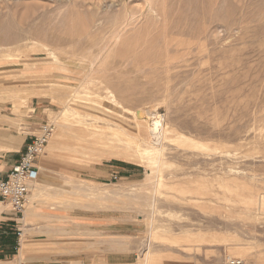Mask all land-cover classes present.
Here are the masks:
<instances>
[{
    "label": "rangeland",
    "instance_id": "1",
    "mask_svg": "<svg viewBox=\"0 0 264 264\" xmlns=\"http://www.w3.org/2000/svg\"><path fill=\"white\" fill-rule=\"evenodd\" d=\"M1 115L19 264H264V0H0Z\"/></svg>",
    "mask_w": 264,
    "mask_h": 264
},
{
    "label": "crops",
    "instance_id": "2",
    "mask_svg": "<svg viewBox=\"0 0 264 264\" xmlns=\"http://www.w3.org/2000/svg\"><path fill=\"white\" fill-rule=\"evenodd\" d=\"M0 117L2 120L0 123V176L4 177L11 166L19 160L25 145L36 134L37 129L32 125L37 124L40 119L37 116H30L31 118L28 120L24 117L16 118L6 115ZM3 206L6 207L7 205ZM6 210L7 208L0 210V264H19L8 253L11 242L7 238L13 233L9 226H13L11 222L15 221V215L10 209L9 211ZM2 235H5V239H1Z\"/></svg>",
    "mask_w": 264,
    "mask_h": 264
},
{
    "label": "built area",
    "instance_id": "3",
    "mask_svg": "<svg viewBox=\"0 0 264 264\" xmlns=\"http://www.w3.org/2000/svg\"><path fill=\"white\" fill-rule=\"evenodd\" d=\"M50 132V126L44 127L26 145L19 160L11 166L6 176H0V204L9 205L15 216L22 214L25 208L27 184L32 181L37 173L36 162L44 152ZM18 234L21 235L20 231H18ZM226 264H243V261L228 257Z\"/></svg>",
    "mask_w": 264,
    "mask_h": 264
},
{
    "label": "bare ground",
    "instance_id": "4",
    "mask_svg": "<svg viewBox=\"0 0 264 264\" xmlns=\"http://www.w3.org/2000/svg\"><path fill=\"white\" fill-rule=\"evenodd\" d=\"M124 38V37H123ZM126 46V45H125ZM125 46H123V47H125ZM123 49V48H122ZM125 49V48H124ZM129 50V49H128ZM126 52V51H125ZM126 53H128V52H126ZM113 56V55H112ZM166 64V63H165ZM140 115H143V114H141V113H139V112H136L135 113V118L137 119V120H139V118H140ZM139 124V123H138ZM153 129L155 130V128H157V126H158V122L157 121H154L153 122ZM138 129L139 130H141V128L139 127V125H138ZM22 220V219H21ZM25 248V247H24Z\"/></svg>",
    "mask_w": 264,
    "mask_h": 264
}]
</instances>
